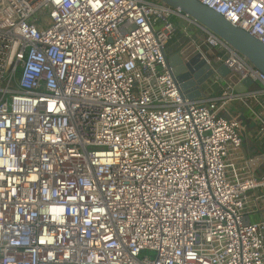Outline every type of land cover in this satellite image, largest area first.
Segmentation results:
<instances>
[{"label": "built area", "instance_id": "1", "mask_svg": "<svg viewBox=\"0 0 264 264\" xmlns=\"http://www.w3.org/2000/svg\"><path fill=\"white\" fill-rule=\"evenodd\" d=\"M197 1L264 44V0ZM0 264H264V74L159 0H0Z\"/></svg>", "mask_w": 264, "mask_h": 264}, {"label": "water", "instance_id": "2", "mask_svg": "<svg viewBox=\"0 0 264 264\" xmlns=\"http://www.w3.org/2000/svg\"><path fill=\"white\" fill-rule=\"evenodd\" d=\"M159 1L171 7L178 8L182 12L188 14L192 19L222 38L264 74V44L248 32L232 25L214 9L197 0ZM165 58L168 65L171 67L173 75L176 77L177 81H179L181 89L191 98L197 97L199 93L190 90V87L201 88L214 73V70L207 64L206 60L201 58L200 53H195L189 59H184L177 53H165ZM216 72L221 76H225L228 70L223 64H220L216 68ZM251 84V80L244 79L235 87V90L243 92L247 87H250Z\"/></svg>", "mask_w": 264, "mask_h": 264}, {"label": "trees", "instance_id": "3", "mask_svg": "<svg viewBox=\"0 0 264 264\" xmlns=\"http://www.w3.org/2000/svg\"><path fill=\"white\" fill-rule=\"evenodd\" d=\"M194 37H196L198 40H200L198 34H194ZM179 39H181L183 42H185V39H186V41H188L187 37L184 36L183 33H181L180 31H177L175 37H173L172 40L170 41V43L168 44L167 52L169 54L178 50L176 41Z\"/></svg>", "mask_w": 264, "mask_h": 264}, {"label": "crops", "instance_id": "4", "mask_svg": "<svg viewBox=\"0 0 264 264\" xmlns=\"http://www.w3.org/2000/svg\"><path fill=\"white\" fill-rule=\"evenodd\" d=\"M178 41V40H177ZM176 41V42H177ZM247 115H249V113H247ZM244 148L245 150L248 152H252L254 150L257 149V146L255 145V143L253 142L252 138L250 135H246L245 139H244Z\"/></svg>", "mask_w": 264, "mask_h": 264}, {"label": "rangeland", "instance_id": "5", "mask_svg": "<svg viewBox=\"0 0 264 264\" xmlns=\"http://www.w3.org/2000/svg\"><path fill=\"white\" fill-rule=\"evenodd\" d=\"M193 31V30H192ZM187 40H189V38H187ZM186 42V43H185ZM185 42H183L181 39H179L176 43H177V48L179 49L180 47H182L183 45V48L185 47V46H187L186 47V49L188 48L189 49V51L190 52H192V50H194V46H192V47H190V46H188L190 43H189V41H186V39H185ZM190 45H192V44H190ZM182 48V49H183ZM201 49L202 50H206V47H204V46H201Z\"/></svg>", "mask_w": 264, "mask_h": 264}, {"label": "bare ground", "instance_id": "6", "mask_svg": "<svg viewBox=\"0 0 264 264\" xmlns=\"http://www.w3.org/2000/svg\"><path fill=\"white\" fill-rule=\"evenodd\" d=\"M192 52H193V50H192ZM192 52H191V53H192ZM191 53H190V54H191ZM185 55H186V58H187V57L189 56V52H186V51H185Z\"/></svg>", "mask_w": 264, "mask_h": 264}]
</instances>
